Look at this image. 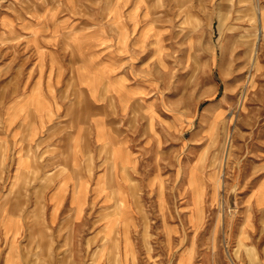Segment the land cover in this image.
Masks as SVG:
<instances>
[{
    "label": "rangeland",
    "instance_id": "1",
    "mask_svg": "<svg viewBox=\"0 0 264 264\" xmlns=\"http://www.w3.org/2000/svg\"><path fill=\"white\" fill-rule=\"evenodd\" d=\"M0 264H264V0H0Z\"/></svg>",
    "mask_w": 264,
    "mask_h": 264
},
{
    "label": "crops",
    "instance_id": "2",
    "mask_svg": "<svg viewBox=\"0 0 264 264\" xmlns=\"http://www.w3.org/2000/svg\"><path fill=\"white\" fill-rule=\"evenodd\" d=\"M32 95V96H31ZM29 96H31V97H38V98H40V99H42V94L39 92L38 94H30ZM25 110H31L32 111V114L34 115V117H35V121H36V126L37 127H39L40 126V122H41V118H39L36 114H34L33 113V107L31 106V104L29 105H26L25 106V109H24V111ZM31 129L32 128H34V129H36V127H30ZM98 143L100 144V145H102V144H107V141L106 140H100V139H98ZM22 157V156H21ZM114 160V166H115V168L119 171L120 169H123V168H127L128 167V164L127 163H125V162H122L123 160L119 157V158H117V157H114L113 158ZM57 218L56 217H51V222L50 223H53V221H55Z\"/></svg>",
    "mask_w": 264,
    "mask_h": 264
},
{
    "label": "bare ground",
    "instance_id": "3",
    "mask_svg": "<svg viewBox=\"0 0 264 264\" xmlns=\"http://www.w3.org/2000/svg\"><path fill=\"white\" fill-rule=\"evenodd\" d=\"M260 27H261V29H260ZM260 27H259V29L257 30V35L259 36V30H262V26L260 25ZM256 37V36H255ZM256 42V41H255ZM254 54H255V52H254V50H253V55H252V60L254 61ZM35 215V214H34ZM12 217V216H11Z\"/></svg>",
    "mask_w": 264,
    "mask_h": 264
}]
</instances>
